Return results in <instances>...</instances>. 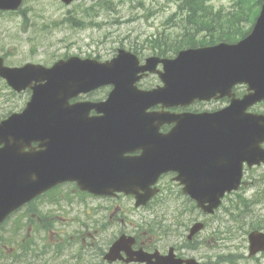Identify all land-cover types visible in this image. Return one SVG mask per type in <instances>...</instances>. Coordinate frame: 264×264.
<instances>
[{
	"label": "water",
	"instance_id": "water-1",
	"mask_svg": "<svg viewBox=\"0 0 264 264\" xmlns=\"http://www.w3.org/2000/svg\"><path fill=\"white\" fill-rule=\"evenodd\" d=\"M22 2L0 0V11H17ZM158 64L163 87L138 90V75L154 73ZM0 78L18 93L31 90L24 110L0 123V223L64 182L95 195L132 194L137 205L145 204L170 171L183 193L212 214L226 193L239 188L244 163H264V115L248 112L264 101V0L251 32L236 44L188 49L172 60L149 57L144 65L124 50L104 63L70 57L49 68H9L0 58ZM238 84L247 87L242 98L232 93ZM109 85L104 102L70 104ZM224 97L229 105L214 113L164 112ZM157 105L162 111H148ZM163 125L173 127L161 133ZM202 228L194 225L191 235ZM248 240L250 255L264 251V234L252 232Z\"/></svg>",
	"mask_w": 264,
	"mask_h": 264
},
{
	"label": "rangeland",
	"instance_id": "rangeland-1",
	"mask_svg": "<svg viewBox=\"0 0 264 264\" xmlns=\"http://www.w3.org/2000/svg\"><path fill=\"white\" fill-rule=\"evenodd\" d=\"M211 4L215 9L229 8L232 2L212 0ZM176 10L175 0H78L68 6L58 0H24L21 12L0 14V57H3L6 65L11 67L26 63L48 67L58 60L73 56L108 61L115 56L118 49H124L137 53L143 63L146 58L152 56L151 50L156 38H167L180 32L182 19L173 16ZM69 17L83 20L86 25L75 27L73 23L67 21ZM170 18L172 20L168 21ZM158 84L157 78L149 77L141 81L139 87L149 90L151 86ZM108 91V87L103 88L89 97L79 99H103ZM29 96L27 92L12 95L7 86L0 84V117L3 118L13 111H21ZM226 104L227 102L218 101L193 108L214 111ZM251 111L264 113V103L253 107ZM243 181L244 186L237 195L234 193L223 201L222 205L227 207L228 213L221 206L215 218L207 219L208 225L201 234V238L206 240L202 254L213 260L221 254L226 255L230 252L246 255L249 228L264 227V219L261 218L264 215V167L245 170ZM159 184L166 187L176 185L169 177L163 178ZM240 196L250 203L253 211V214H248L243 220L238 217L236 206L228 207L231 206L230 200L234 203L241 202ZM49 208L50 205L47 204V209ZM70 216L71 214L64 215V218ZM90 233L97 236V228L90 226ZM214 233L219 237L218 243L211 240ZM45 238L52 242V232ZM94 241L96 244L97 238ZM41 243L43 247L44 242ZM219 244L222 248L217 247ZM12 246L11 242L2 249L8 252ZM48 250L44 256L38 252L36 257L31 255L27 262L62 264L68 260L71 264L67 256L56 259L50 249ZM9 264L22 263L12 261ZM80 264H98L96 251L85 256Z\"/></svg>",
	"mask_w": 264,
	"mask_h": 264
},
{
	"label": "flooded vegetation",
	"instance_id": "flooded-vegetation-1",
	"mask_svg": "<svg viewBox=\"0 0 264 264\" xmlns=\"http://www.w3.org/2000/svg\"><path fill=\"white\" fill-rule=\"evenodd\" d=\"M149 77L157 78V76L151 75L143 79L142 82ZM156 86H151L150 89ZM213 102L216 101L195 102L188 109H173L172 111L176 113L183 111L209 112L204 108L195 109L193 107ZM171 127L163 126L161 132L166 133ZM136 154L138 153L136 152ZM165 177H169L174 182L175 174L167 173L161 177L159 183ZM62 189L64 188L57 187L52 191L55 193L51 203L54 210L53 217L57 219V217H61L60 213L69 216L70 212H73L77 217L72 215L70 221L77 225V229L54 231L52 246H55L53 251L56 259L67 256L71 264H78L81 263L79 260L83 257L96 251L98 264H245L248 262L264 264V251L255 255H250L249 251L246 255L230 252L217 256L215 260L203 255L202 249L206 240L201 238V234L208 225L207 219L215 218L221 207L211 215L204 214L194 201L183 194L182 188L178 184L175 187L160 186L159 184L158 193L148 203L139 207H136L133 196L117 194L93 197L79 193L75 188L70 190V194L74 195L75 199L69 203L66 194L61 195L58 192ZM63 204L66 205L65 209ZM230 205L228 207L236 206L238 217L241 220L248 214H253L250 204H243L241 208L237 207L238 203L230 200ZM223 207L228 213L227 207ZM261 218L264 219V215ZM41 222L42 200L38 198L13 211L2 225L8 228L18 227V236H22L27 224L39 227ZM198 223H203V228L191 235L192 227ZM89 224L97 227V236L90 233ZM249 229L248 236L256 231L264 233V227L251 226ZM12 233L14 230L11 231ZM95 238H97L96 244ZM218 239L216 233L214 236L211 235V240H215V243H218ZM217 247L222 248V245L219 244ZM112 248L114 249L112 255L114 259L107 257ZM62 264H69V262L66 260Z\"/></svg>",
	"mask_w": 264,
	"mask_h": 264
},
{
	"label": "trees",
	"instance_id": "trees-1",
	"mask_svg": "<svg viewBox=\"0 0 264 264\" xmlns=\"http://www.w3.org/2000/svg\"><path fill=\"white\" fill-rule=\"evenodd\" d=\"M211 0H175L179 16L180 32L167 38H156L152 53L169 57L180 50L199 46L215 45L221 42L233 43L245 37L250 31L263 0H231L229 8L215 9ZM70 22L78 21L73 18ZM170 18L168 21H171ZM0 238H3L0 235ZM0 255H4L0 249ZM17 256H14L16 259Z\"/></svg>",
	"mask_w": 264,
	"mask_h": 264
}]
</instances>
